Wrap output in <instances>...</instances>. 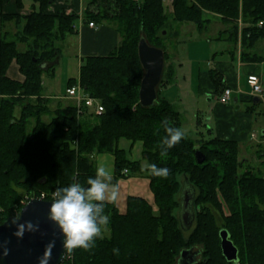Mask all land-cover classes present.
<instances>
[{"label":"trees","instance_id":"1","mask_svg":"<svg viewBox=\"0 0 264 264\" xmlns=\"http://www.w3.org/2000/svg\"><path fill=\"white\" fill-rule=\"evenodd\" d=\"M38 1L40 7L28 14H2L4 20L24 23L16 39L0 40V223L19 213L25 194L38 197L44 192L49 199L56 187L74 179L85 184L95 175L96 153L114 155V181L141 172V161L129 160L118 146L120 138L139 140L145 166L154 163L171 172L160 179L145 171L156 207L136 195L127 196L124 212L106 204L108 234L91 251L77 249L60 264H177L180 251L192 246L200 250L193 264H264V174L250 167L239 171L247 160L239 158L235 139L186 136L162 156V122L181 129L183 124L181 112L161 93L173 70L163 66L156 101L142 106L138 91L144 69L137 53L143 36L163 48L165 61L170 54L164 38L178 37L183 22L204 27L209 22L204 12L209 11L228 24L219 38L226 33L233 46L239 41L242 59L263 60L264 45L262 53L253 48L258 40L264 42V0H171L170 11L163 0H92L96 10L88 9L84 18L114 22L121 41L108 54L86 55L78 76L68 78L66 87L79 84L100 105L98 113L85 101L80 112L75 102L52 110L51 99L43 95V76L54 75L53 60L61 54L57 42L74 32L77 15L49 11L48 0ZM18 41L24 48L17 47ZM13 58L23 81L5 74ZM210 72L222 85L221 74ZM197 149L205 156L201 163L195 158ZM184 183L194 189V224L187 234L176 212ZM222 228L238 249L236 261L222 254Z\"/></svg>","mask_w":264,"mask_h":264},{"label":"crops","instance_id":"2","mask_svg":"<svg viewBox=\"0 0 264 264\" xmlns=\"http://www.w3.org/2000/svg\"><path fill=\"white\" fill-rule=\"evenodd\" d=\"M21 3L22 6H19L15 0H0V40L3 37L9 40L16 39L24 23V19H21V22L18 21L20 22L19 24L14 19L4 20L2 18L3 13L25 15L32 9H38L40 7L38 0H21ZM88 9H95L92 0H48L47 10H64L66 13H74L77 15L73 23L74 32L67 34L64 39L57 42L61 54L65 43L68 45L70 41L75 43L77 51L75 58L68 62L69 66L66 68L63 92L59 91V87L52 89L49 84L45 86V81L43 80L45 86L43 95L51 99L50 108L52 110H55L59 106L63 110L69 103L75 102L72 97L65 95V88L68 78L78 76L79 67L83 59L80 55L108 54L121 41V35L115 23L112 21L104 20L95 23V26H89L88 20L84 18L85 12ZM209 13L214 14L221 20L219 14L205 11L204 17L208 18V21H210V18L207 16ZM220 34L221 31L217 33L216 38H219ZM224 36H229V34L225 33ZM225 39L228 40L227 38ZM24 45L23 42H17V47L20 49L24 48ZM232 48L233 50H214L210 53V56H200L198 47L191 48L192 56L189 68L187 69L183 68V58L177 61L172 59L170 64L173 70L172 79L169 83L161 87V92L181 114L186 110L185 106H187L189 101L184 100L181 94H185L188 98L192 94L195 97V105L192 109L194 113L192 114L196 119L197 127L195 128L200 130L195 129L198 134L203 137H206L208 134L209 136L235 139L239 143V153L243 149L247 153L253 154V156H258L260 163L264 165L262 162L264 160V117H262L264 116V98L261 100L258 98V101L254 100L253 97L256 95L252 93L246 81L248 74L255 73L260 77L264 85V59L260 61L242 59L240 57L239 41ZM258 53H262V49ZM199 58L207 60L208 66L206 68L201 66ZM59 61H61V57H59ZM57 64L54 75L51 78L56 77L58 73L59 65ZM213 69L221 74L222 85H217L213 80L210 72ZM5 74L14 80L23 81L24 79V75L21 73L15 58L10 61ZM58 84L60 86L61 82L59 81ZM225 87L232 89L231 99L226 103L219 100V95ZM53 90H56L57 94ZM1 96L2 94L0 93V98ZM203 114H206L204 122H202L200 117ZM202 127L206 129H202ZM257 130L260 131L258 139L256 134ZM250 141H254V144H250ZM118 146L125 150L129 160L141 161L144 169L145 162L142 159L141 141L120 138ZM242 158L246 159L245 156H242ZM94 161L95 167L100 163H106L114 173V155L112 153H96L94 155ZM143 169L141 172H131L114 181L119 184V197L114 204L120 212L125 211L126 199L129 195L141 196L150 203H153V193L150 189L149 178Z\"/></svg>","mask_w":264,"mask_h":264},{"label":"clouds","instance_id":"3","mask_svg":"<svg viewBox=\"0 0 264 264\" xmlns=\"http://www.w3.org/2000/svg\"><path fill=\"white\" fill-rule=\"evenodd\" d=\"M161 126L166 133L161 140V155L166 156L170 149L186 137V133L181 128L169 126L168 121H163ZM143 170L160 179H167L171 174L169 168L159 167L154 163L147 164ZM85 184L74 179L67 186L56 187L52 193L48 219L58 227L63 236L62 248L65 255H71L77 249L91 251L96 247L97 240L104 239L110 224L105 206L115 203L119 197V184L114 182V173L106 163L98 164L95 175L89 176ZM18 220L19 218H13L11 222L16 227L13 235L18 239H23L26 231L36 233L40 230L38 223H18ZM6 244L7 241L0 242L3 256L9 254ZM54 246V240L46 245L44 254L38 258L39 264H49ZM113 251L118 254V249Z\"/></svg>","mask_w":264,"mask_h":264},{"label":"water","instance_id":"4","mask_svg":"<svg viewBox=\"0 0 264 264\" xmlns=\"http://www.w3.org/2000/svg\"><path fill=\"white\" fill-rule=\"evenodd\" d=\"M137 53L139 61L144 69L139 87V102L142 106H150L157 99V86L161 79L164 65V50L161 47L151 45L145 37L141 36ZM53 62H59L57 56ZM43 68L47 64H42ZM254 100H259L257 96ZM196 161L201 163L205 156L200 149L195 151ZM181 204L179 209V219L183 229L191 227L194 219V211L192 207L194 189L187 183H184L181 190ZM51 200L39 197H31L25 202L17 215L8 216L0 223V242L7 241L6 247L9 254L3 256V247H0V264H39L38 258L45 252V247L50 241H55L52 248V258L49 264H60L66 257L62 248L63 236L59 232L58 227L48 219V212ZM13 218H19L18 223L31 221L39 224L40 230L36 233L25 232L23 239H18L13 235L16 230L12 225ZM220 247L222 254L229 261L237 260L238 249L229 238V234L225 228L220 229ZM198 247H189L180 251L177 264H193L199 253Z\"/></svg>","mask_w":264,"mask_h":264},{"label":"rangeland","instance_id":"5","mask_svg":"<svg viewBox=\"0 0 264 264\" xmlns=\"http://www.w3.org/2000/svg\"><path fill=\"white\" fill-rule=\"evenodd\" d=\"M164 6L166 11H170L171 9V0H163ZM207 16L210 18V21L206 23V25L202 28H197L194 23L192 22H183L179 26L180 34L178 37L173 38L166 36L164 38V41L166 42L167 50H168V58L164 61V68L165 70L169 68L171 64V60L177 61L178 59L181 60L184 63V69L189 68L191 56L192 53L190 51L191 48H197L200 53V56L208 55L210 56V53L214 50L220 51L223 49H230L233 50V44L229 40H226L227 36H221V38H216L217 33L219 31H222L225 27L228 26L225 22L217 18L214 14H207ZM240 23V21H239ZM166 39V40H165ZM63 46L62 54H61V61L58 62L57 65H59L58 73L56 77H49L44 76L43 80L45 81V86L49 84L52 89H56L59 87V91L63 92L64 89V83H65V77H66V68L69 66L70 60L75 58V55L77 53L75 43L70 41L68 45ZM264 42L263 40H258L255 44V47L253 50L255 51H261L263 48ZM241 48V47H240ZM212 50V51H211ZM84 54L80 55V57L84 58ZM199 62L201 63V66L206 68L208 66V62L204 58H199ZM164 70V69H163ZM165 72V71H164ZM61 82L60 86L58 82ZM161 87V86H160ZM55 94L56 90H53ZM172 92V91H170ZM162 93V92H161ZM173 94V93H172ZM181 97H183L184 100H189L187 106H185V111L182 112L181 118H182V130L185 131L186 136L189 138H197L200 134L196 132L195 128L196 126V119L194 118L193 114V106L195 105V97L190 94L189 98L185 94H181ZM191 99V101H190ZM70 101V100H69ZM176 102V101H175ZM177 103V102H176ZM51 104V103H50ZM49 104V105H50ZM262 116V115H261ZM48 116H44V119H46ZM202 122L206 119V114L200 115ZM264 117V116H262ZM264 119V118H263ZM202 129H206L202 127ZM199 130V129H198ZM200 131V130H199ZM257 139L260 136V131H256ZM209 135L207 134L206 137ZM250 144H254V141H250ZM197 145V144H196ZM242 148V147H241ZM240 148V149H241ZM240 150L239 158L241 159L242 156H245L247 161L244 166L240 168L239 171L245 170L246 167H250L251 169L257 170L259 169L260 173L264 174V165L260 163L259 157L253 156L250 153H247L246 151ZM26 195V194H25ZM153 207H156L154 203ZM17 207V205H16ZM21 209V208H20ZM20 211V210H19ZM179 214V211H176ZM194 222L192 223L191 227L188 229H183L184 233L187 234L189 229L192 228ZM108 234V230L106 231L105 235ZM200 256V252L197 254V258Z\"/></svg>","mask_w":264,"mask_h":264},{"label":"built area","instance_id":"6","mask_svg":"<svg viewBox=\"0 0 264 264\" xmlns=\"http://www.w3.org/2000/svg\"><path fill=\"white\" fill-rule=\"evenodd\" d=\"M258 24L261 25L262 21H259ZM88 25L95 26V23L93 21H89ZM246 81H247V84L250 86L251 91L254 95H257L260 99L264 98V85L262 84L260 77L257 74L255 73L248 74L246 77ZM231 92H232L231 88L225 87L223 91L221 92V94L219 95V100L224 103L229 102V100L231 99ZM65 95L72 97L75 100L76 105L79 108V112L81 111L80 104L82 101H85L86 105L92 108V110L95 111L96 113L100 112V105L98 104V102L92 97L85 94L82 91L79 84H74V85L66 87ZM123 171L126 172V169H124ZM52 193L53 192L50 193L49 199H52ZM45 195L46 194L42 192L40 196L38 197L46 199ZM30 197H33V196L25 195L24 198L21 200V203L24 204L25 202H27V200ZM67 256H70V255H67Z\"/></svg>","mask_w":264,"mask_h":264},{"label":"flooded vegetation","instance_id":"7","mask_svg":"<svg viewBox=\"0 0 264 264\" xmlns=\"http://www.w3.org/2000/svg\"><path fill=\"white\" fill-rule=\"evenodd\" d=\"M183 196H184V194L183 195H181V198L183 199Z\"/></svg>","mask_w":264,"mask_h":264}]
</instances>
